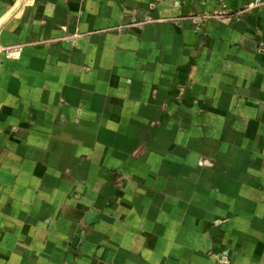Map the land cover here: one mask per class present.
Segmentation results:
<instances>
[{
  "label": "crops",
  "instance_id": "0c3cea01",
  "mask_svg": "<svg viewBox=\"0 0 264 264\" xmlns=\"http://www.w3.org/2000/svg\"><path fill=\"white\" fill-rule=\"evenodd\" d=\"M253 1L0 0V264H264Z\"/></svg>",
  "mask_w": 264,
  "mask_h": 264
},
{
  "label": "built area",
  "instance_id": "2783aa9c",
  "mask_svg": "<svg viewBox=\"0 0 264 264\" xmlns=\"http://www.w3.org/2000/svg\"><path fill=\"white\" fill-rule=\"evenodd\" d=\"M259 0H254L252 5L255 3H258ZM251 6V5H249ZM209 17V15H200L198 16L199 20L204 21ZM20 53V47L19 46H6L0 44V55H2L4 58H10V57H17Z\"/></svg>",
  "mask_w": 264,
  "mask_h": 264
}]
</instances>
